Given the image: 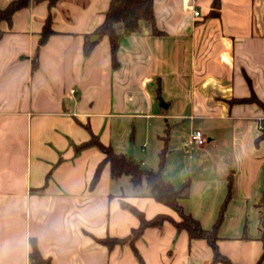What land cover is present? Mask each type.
Instances as JSON below:
<instances>
[{"label": "crops", "instance_id": "obj_1", "mask_svg": "<svg viewBox=\"0 0 264 264\" xmlns=\"http://www.w3.org/2000/svg\"><path fill=\"white\" fill-rule=\"evenodd\" d=\"M12 1L0 0V9ZM212 1L154 0L163 34L142 23L121 36L116 68L109 39L95 35L111 0L52 8L30 0L0 23V264H30L32 239L52 264H223L207 241L171 223L136 242L142 261L128 245L100 243L139 227L122 201L148 219L178 216L145 184L139 192L118 184L110 164L91 189L105 155L75 150L91 138L86 126L147 169H159L166 149L164 179L191 184L184 211L212 230L225 204L220 253L233 264H264V110L235 102L255 95L264 103V0H221L220 16L209 17ZM50 16L53 33L40 46ZM128 124L145 128L141 149L122 134ZM195 128L206 135L202 147Z\"/></svg>", "mask_w": 264, "mask_h": 264}, {"label": "trees", "instance_id": "obj_2", "mask_svg": "<svg viewBox=\"0 0 264 264\" xmlns=\"http://www.w3.org/2000/svg\"><path fill=\"white\" fill-rule=\"evenodd\" d=\"M36 3L48 2L50 8L56 6L61 0H34ZM30 0H14L7 8L0 9V23L2 21L12 22L13 15L22 8L28 7ZM222 1L213 0L211 10L208 14L209 17H219L221 13ZM52 18L49 17L48 23L44 27L41 34L40 46H42L53 33L51 29ZM142 23L148 26L153 35L160 36L163 33L158 29L156 24V17L154 12V0H111L108 11L105 14L104 22L96 29L95 35L100 38L107 37L111 45V55L113 67L118 66V46L119 40L123 35L137 34L142 31ZM0 29V37L2 36ZM91 36L86 37L85 41V54L89 55L95 43L90 42ZM34 67L37 66V59H34ZM236 103H249L255 102L264 110V103L259 101L255 95L246 99H239ZM90 132L91 138L89 141L75 145L74 148L77 153L96 147L105 155L104 160L98 166L95 175L90 183V188L94 189L101 179L104 167L110 164L111 176L113 179H119L123 176H128L135 191H140L145 184L147 187V196L153 198L157 202L171 208L176 215L177 219L170 215L160 214L152 219H148L144 212L140 211L137 207L122 201V208L129 211L139 219V227L133 229L132 232L124 238H106L100 240V243L105 245L108 249L112 250L117 246H130L139 261L142 257L136 248V242L142 237L144 232L150 228H161L165 223L173 224L177 231H186L191 239H202L208 242L214 251L213 262L223 264H233L228 258L223 256L217 245L218 236L217 229L223 219L225 204L222 207L219 219L212 230H206L200 222L187 214L181 202L190 197L191 184L186 182L180 188H176L170 181H166L163 177V169L165 166V152L166 149L160 154V167L158 170H152L142 167L132 156L117 153L111 145H105L101 142L100 137L95 135L90 127L86 126ZM264 140V133L258 138ZM261 240L264 243V217L262 220ZM264 259V253L263 257ZM30 264H52L50 258H45L37 245L35 239L31 240V252L29 254Z\"/></svg>", "mask_w": 264, "mask_h": 264}, {"label": "rangeland", "instance_id": "obj_3", "mask_svg": "<svg viewBox=\"0 0 264 264\" xmlns=\"http://www.w3.org/2000/svg\"><path fill=\"white\" fill-rule=\"evenodd\" d=\"M122 130H123L122 134L127 136L128 140L131 141L133 143V145L136 144L135 146L138 149H141V147L144 144V141H146L145 140V138H146V130H145V128L140 126V125L128 124L127 127H125L123 125ZM173 146H174V143H172L170 141V143H169V151L172 150ZM151 148L152 147H149L147 150H151L152 151ZM131 150H133V148ZM117 181H118L117 182L118 184H121L124 187H126V190L127 189L129 191H131V190L133 191L134 190V188L131 186V181H130V178L128 176H123V177H121V179H119V180L117 179Z\"/></svg>", "mask_w": 264, "mask_h": 264}, {"label": "built area", "instance_id": "obj_4", "mask_svg": "<svg viewBox=\"0 0 264 264\" xmlns=\"http://www.w3.org/2000/svg\"><path fill=\"white\" fill-rule=\"evenodd\" d=\"M195 15L196 16H199L200 15V12L199 11H196L195 12ZM76 91L75 90H72L71 93L74 94ZM192 138H193V141L195 142V144L199 147H202L206 144V135L204 134V132L199 129V128H195L192 132Z\"/></svg>", "mask_w": 264, "mask_h": 264}, {"label": "water", "instance_id": "obj_5", "mask_svg": "<svg viewBox=\"0 0 264 264\" xmlns=\"http://www.w3.org/2000/svg\"><path fill=\"white\" fill-rule=\"evenodd\" d=\"M97 39H98V37L95 36V37H93V38L91 39V41H92V42H95Z\"/></svg>", "mask_w": 264, "mask_h": 264}]
</instances>
